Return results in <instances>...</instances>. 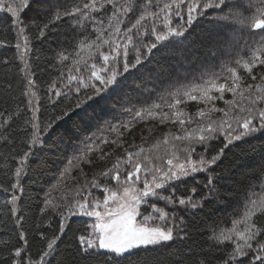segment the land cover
Instances as JSON below:
<instances>
[{
    "label": "snow or ice",
    "instance_id": "1",
    "mask_svg": "<svg viewBox=\"0 0 264 264\" xmlns=\"http://www.w3.org/2000/svg\"><path fill=\"white\" fill-rule=\"evenodd\" d=\"M197 29L226 71L153 86L139 107L121 103L127 120L100 127L97 110ZM142 122L169 130L150 144L141 129L138 143ZM49 146L76 173L59 199L29 187L68 175L47 166ZM257 156L247 181L233 180L232 217H206ZM0 175V264H264V0H0Z\"/></svg>",
    "mask_w": 264,
    "mask_h": 264
},
{
    "label": "trees",
    "instance_id": "2",
    "mask_svg": "<svg viewBox=\"0 0 264 264\" xmlns=\"http://www.w3.org/2000/svg\"><path fill=\"white\" fill-rule=\"evenodd\" d=\"M203 35L204 34L201 32V30L197 29V31L188 36L187 39L180 38L181 42L177 43L174 47L165 49L162 53L157 54L155 60L143 70L142 76L127 86L125 89L127 95L123 100H121L120 97H116L114 98L116 100V104L114 106L104 108L102 111L99 109L97 110L96 115L98 118H100V127H105V119L111 121L113 124H118L122 119L127 120L129 117L124 108L120 107L121 103L127 107H131L133 104H136L137 101L144 102L148 99V94L150 91H152L153 86H155V88L159 89L160 91H164L166 89H172L174 91L176 88L195 86L200 82L199 73L205 69H209L217 73L226 71V69L221 67L222 63L227 59L226 56H221L220 54L215 56L212 55V53L208 51V48L210 47L208 43L203 42V44L200 46L196 45L197 39ZM38 52L42 57H50L52 55V51L47 45L40 46L38 48ZM48 68L51 70V65H48ZM173 68L178 70L175 72V76L171 78L170 72L173 71ZM129 98H131V103H129ZM152 99L155 100L156 96L153 95ZM217 103L219 104L220 102ZM136 106L139 107V104H136ZM183 107L187 111H194L196 104L195 102H189ZM152 124L154 125L155 122H152ZM150 126L151 125H145V123L142 122L137 124L133 129V131L136 132V140L138 143L140 142V130L143 129L144 135L149 137L148 128ZM168 130L169 129L167 126H151V132L153 135L149 137V143H154L157 139L162 138L163 133ZM171 130L175 131V128H172ZM92 131H95V128H93ZM65 132L67 136L72 137V143H79L78 137H80V133L71 125L66 127ZM89 135H91V132H89ZM51 152H56L57 154L55 156L48 155V153ZM66 155L68 156L69 160L72 158L70 151L66 153ZM44 159L48 161L47 166L53 169L60 165L68 167V175L65 177L64 182L59 185H57L56 181L53 180V176L55 175L54 171L48 173L47 175L34 176L29 181V187L33 190L31 194L35 196L37 191L43 188L45 191L40 192L41 199H43L44 195L48 191H51L52 198L59 199L64 191L75 185L76 173L73 168L64 160V155H61L53 146H49ZM258 164L259 157L257 156L255 159H250L248 161L247 165L241 169V174L239 176L233 177L232 179L226 178L221 187L224 191L229 193L228 200H230L231 203L225 202L219 205H214L205 213V216L210 217L211 220L230 219L232 217V213L238 207V198L234 196V193L238 191V184L233 183V180L238 182H246L247 178L250 177L257 169ZM76 166L77 168L85 167V170L87 171L86 166L80 165L79 161H76ZM92 175L93 173L88 171L87 179H91ZM49 180H52L53 182L48 183ZM2 182L3 177L0 175V183ZM81 182H83V178H81ZM197 182L201 185L204 183L203 174H198ZM191 186L192 184L190 183L188 187L190 188ZM181 191H184V189L181 188ZM97 195H99L98 192ZM232 198H236L234 203ZM2 203L3 201L0 199V204ZM36 214V205L33 204L30 217H34ZM198 230L199 229H193V231ZM152 264H154V261Z\"/></svg>",
    "mask_w": 264,
    "mask_h": 264
},
{
    "label": "bare ground",
    "instance_id": "3",
    "mask_svg": "<svg viewBox=\"0 0 264 264\" xmlns=\"http://www.w3.org/2000/svg\"><path fill=\"white\" fill-rule=\"evenodd\" d=\"M203 42L207 43L204 39V35L203 36H200L198 39H197V46L203 44ZM42 46H46V45H42ZM176 67V66H175ZM177 68V67H176ZM176 68H173V71L170 72V77L173 78L175 76V72L178 70ZM54 167V166H53ZM53 175V174H52ZM232 201L234 203V201H236V198H232Z\"/></svg>",
    "mask_w": 264,
    "mask_h": 264
}]
</instances>
